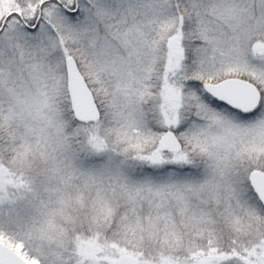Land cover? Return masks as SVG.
Returning a JSON list of instances; mask_svg holds the SVG:
<instances>
[{
    "label": "snow or ice",
    "instance_id": "1",
    "mask_svg": "<svg viewBox=\"0 0 264 264\" xmlns=\"http://www.w3.org/2000/svg\"><path fill=\"white\" fill-rule=\"evenodd\" d=\"M0 264H264V0H0Z\"/></svg>",
    "mask_w": 264,
    "mask_h": 264
}]
</instances>
